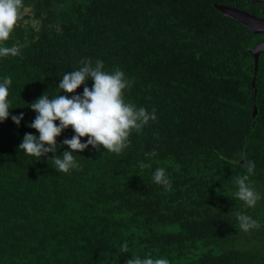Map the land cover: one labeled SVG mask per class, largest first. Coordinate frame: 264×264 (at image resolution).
Here are the masks:
<instances>
[{
    "label": "trees",
    "instance_id": "16d2710c",
    "mask_svg": "<svg viewBox=\"0 0 264 264\" xmlns=\"http://www.w3.org/2000/svg\"><path fill=\"white\" fill-rule=\"evenodd\" d=\"M216 4L264 18V3L251 0H23L21 15L31 8L37 26L19 21L0 44L22 45L0 57V82L12 77L10 116L0 122V264H126L148 254L170 264H264V52L255 87L250 53L264 33ZM85 58L123 71L132 82L125 102L157 119L120 154L89 145L74 153L80 170L62 173L53 153L35 160L18 146L25 133L39 136L28 127L38 97L82 95L83 84L75 93L58 85ZM20 113L17 126L11 116ZM74 134L69 126L56 137L55 155L71 151L62 141ZM242 155L255 163L254 208L234 195L247 174L243 160L233 163ZM158 167L171 190L154 183ZM237 213L261 227L242 231Z\"/></svg>",
    "mask_w": 264,
    "mask_h": 264
},
{
    "label": "clouds",
    "instance_id": "9594fccd",
    "mask_svg": "<svg viewBox=\"0 0 264 264\" xmlns=\"http://www.w3.org/2000/svg\"><path fill=\"white\" fill-rule=\"evenodd\" d=\"M24 7L23 0H0V44L7 41L18 22L21 21V10ZM22 45L12 47L0 46V57L18 56ZM81 67L78 70L65 72L60 79L58 88L65 93H75L82 84V95H57L49 99L45 92L32 102L29 107L36 113L35 119L28 127L35 129L39 136L25 133L18 149L27 156L40 160L42 157L48 158L49 153L53 155L48 158L59 172L68 173L71 169L80 170L81 165L77 162L74 153L82 152L91 145L97 151L102 147L108 152L120 154L129 146V137L133 131L140 132L149 122L157 119L156 111L149 112L144 107H139L132 103H126L124 90L131 87V80L125 77V73L119 68L112 72L104 70V64L97 59L95 63L90 58L80 61ZM93 81L91 89L86 85V81ZM12 84V77L5 76L0 82V122L9 118L11 102L9 101V87ZM23 113L12 115L11 120L19 126L23 120ZM59 121V125L54 123ZM74 131L71 139H64L63 145L71 151H64L57 156L58 147L56 142L61 132L68 127ZM88 137L85 143L81 142L82 137ZM154 157L158 153L153 150L146 154ZM221 159L224 157L221 156ZM241 165L246 168L247 174L238 176L235 184L238 190L235 197L244 202L249 208H254L261 199L260 194L252 186L249 176L253 174L255 163L252 160L241 156ZM140 168H149L150 164L140 162ZM152 179L154 183L162 185L165 190H171L172 184L163 167L155 169ZM236 218L239 228L248 232L261 227L257 220L243 213H237ZM121 251H128V244L121 245ZM126 264H170L166 258L153 259L151 254L144 258L139 256L126 261Z\"/></svg>",
    "mask_w": 264,
    "mask_h": 264
},
{
    "label": "water",
    "instance_id": "95a60500",
    "mask_svg": "<svg viewBox=\"0 0 264 264\" xmlns=\"http://www.w3.org/2000/svg\"><path fill=\"white\" fill-rule=\"evenodd\" d=\"M253 3H264V0H251ZM215 7L227 17H231L244 26L249 28L254 34L264 33V18L258 17L247 11L231 7L228 5H218ZM264 52V40L260 41L251 51V55L254 58V77L252 80V87H255V80L258 70L259 56ZM257 113V108L254 107L253 116L255 117Z\"/></svg>",
    "mask_w": 264,
    "mask_h": 264
},
{
    "label": "rangeland",
    "instance_id": "374dc122",
    "mask_svg": "<svg viewBox=\"0 0 264 264\" xmlns=\"http://www.w3.org/2000/svg\"><path fill=\"white\" fill-rule=\"evenodd\" d=\"M21 24L27 28L30 29L31 27H36L38 22L37 19L33 17L31 8H26L22 14Z\"/></svg>",
    "mask_w": 264,
    "mask_h": 264
}]
</instances>
